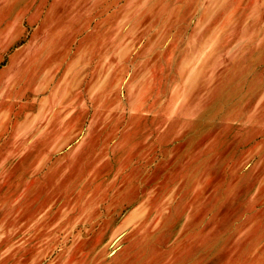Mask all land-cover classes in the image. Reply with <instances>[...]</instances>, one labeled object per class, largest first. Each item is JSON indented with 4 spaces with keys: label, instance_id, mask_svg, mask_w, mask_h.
<instances>
[{
    "label": "rangeland",
    "instance_id": "obj_1",
    "mask_svg": "<svg viewBox=\"0 0 264 264\" xmlns=\"http://www.w3.org/2000/svg\"><path fill=\"white\" fill-rule=\"evenodd\" d=\"M0 264H264V0H0Z\"/></svg>",
    "mask_w": 264,
    "mask_h": 264
},
{
    "label": "crops",
    "instance_id": "obj_2",
    "mask_svg": "<svg viewBox=\"0 0 264 264\" xmlns=\"http://www.w3.org/2000/svg\"><path fill=\"white\" fill-rule=\"evenodd\" d=\"M58 150H60V146H58V145L56 144L55 147H54V150H53V151L55 152V151H58ZM131 215H132V216H135V212L131 213ZM130 217H131V216H130Z\"/></svg>",
    "mask_w": 264,
    "mask_h": 264
}]
</instances>
